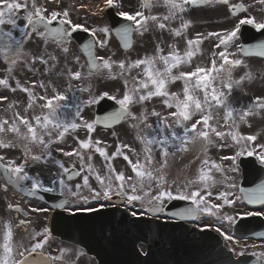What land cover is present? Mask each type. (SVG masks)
Returning a JSON list of instances; mask_svg holds the SVG:
<instances>
[{
	"label": "snow or ice",
	"instance_id": "6c2138e0",
	"mask_svg": "<svg viewBox=\"0 0 264 264\" xmlns=\"http://www.w3.org/2000/svg\"><path fill=\"white\" fill-rule=\"evenodd\" d=\"M214 2L224 5L229 4V0H163V5L168 9V12L162 17L156 15L145 16L143 11H137L134 14L121 11L119 15L132 23L118 29L117 34L127 40L133 32H139L142 35L148 31L149 22L157 24L160 30H164L168 27L164 21L180 19L182 22L180 28L169 29L175 36L179 37L183 34V30L189 27V23L184 21L183 16L188 11L189 6L196 7L201 4ZM258 3L264 5V0H258ZM107 4L109 7L118 6L115 0H107ZM144 6L149 7V3L146 2ZM232 7L236 11L245 10L243 4L233 5ZM21 11L24 13L23 16L19 15ZM20 19L26 21L25 25L21 26L18 23ZM5 25L10 26L8 30H5ZM239 25H252L257 30H261L264 29V20L258 21L254 17L243 18L239 19V24L230 31L224 33L209 32L207 36L216 37L218 42L215 46L220 49L218 52L212 53L214 58L211 60V66H197L194 70L180 71L178 75H174L173 70L179 68L182 64H190L198 46L202 43V38L199 35L196 39L187 40L188 47L184 55L175 51L174 47L169 54L164 55L163 48L157 45V55L128 63L124 60L115 62L94 56L91 52L93 47L97 44L101 47L105 46L104 40L94 39L84 45V48L88 50L90 63L88 76L84 77L80 70L73 71L69 68L67 61L71 55L69 48L71 36L79 29L89 32L88 28H83L81 25L73 23L67 10L49 12L48 8L38 4L37 0H0V57L3 58V62L9 65L7 69L9 76L12 75L14 67L18 63H23L25 68L32 72L34 76L42 75L40 70L35 67L37 63L45 66V74L52 73L60 63L59 56L55 52H49L47 49L48 42L54 41L61 49V55L64 57L65 68L67 69L66 72L62 69L56 75H66L68 77V86L64 92L57 90L51 84V81L45 83L42 79L37 80L31 87H23L20 81L17 80L16 88L11 89L15 92L19 88L27 93L28 104L25 113L29 109H33L34 106L39 107L41 112L31 118L28 115L15 112L11 120L0 119V134H15L23 149V162L20 164H17L14 160L4 163L5 157L0 155V170H3L8 183L32 197H35L39 192H59L62 197H74L77 202L82 201L83 205H91L85 209L87 211L99 210L92 204V201L106 200L111 202L113 197H119L122 203L127 204L139 202L142 206H147L146 211L155 213L163 211L166 201L183 200L190 202L192 207H188L178 213L181 219H199L201 214H207L216 216L221 222L227 221L230 225L234 224L235 217L219 215V210L224 205L235 204V200L229 199L230 193L228 191H223L215 197L217 200H222V204L212 203L208 200V197L213 195L212 191L208 189L217 183L210 175L212 169L220 173H223L224 169L221 164H217L214 161L210 162V158L207 157L206 153L208 146L214 143L213 134L221 139L230 136L231 140L240 146L237 156L245 153L248 156L256 155L260 163L264 165V144L259 146L261 149L259 152H257L255 147H248V143L255 142L257 136H244L238 131L232 130L238 129L237 120L245 121L246 117L256 115L259 110L264 109V98H256L246 108L239 109L235 108L230 101L233 88L242 85L245 78L251 79L250 74L247 77L233 79V70L243 64V61L238 58H230L234 57L236 53L229 52L231 43L240 32ZM100 31L104 35L109 33L107 28H103ZM33 34L45 43L42 51L36 55H30L24 51L26 41L31 39ZM96 35V31H92V36L96 37ZM127 46L126 42L125 47ZM258 48L261 49L258 54L264 56V44L259 45ZM239 51L247 54L243 45L240 46ZM217 57L219 63L216 59ZM98 61H102V63H98ZM158 61L162 62L163 68L156 66ZM72 62L79 65L80 58L78 56L74 57ZM142 65L144 66L142 75L146 79L137 81L136 77H132L133 83L130 87L129 80L124 79L127 91L122 99L109 96L107 92H104L100 97L95 96L92 92L91 83L86 87L82 83L75 86L76 91L89 94L87 100L80 99L75 92H72L74 87L72 80L82 81L88 79L94 74L92 70L100 72L102 69H106L110 78L116 79L126 75L130 76L134 68H140ZM114 66L118 67L119 72L114 73L112 71ZM176 80H183L182 98L181 95L168 91L169 83ZM0 85L9 88V79H0ZM37 86L43 90L42 95L34 91ZM49 89H51V95L49 94ZM66 92H72L74 98L71 118H69V113L65 111L68 108V104L62 103L68 100ZM104 96L116 100L119 105L117 111L104 118L105 122H119L126 119L138 121L133 127L139 129L141 125H144L146 129L151 131V136L147 132L143 135L138 134L137 138L143 145L141 153L131 149L128 145H123L111 156L103 148L99 147L100 141H93L91 136L87 140H79L77 137L78 148L72 151H64L61 148L57 149V151L62 152L64 156H76L79 160L80 168L77 170L75 165L72 168L65 167L62 161L52 155L51 146L63 142L66 134L81 127L86 128L88 133L93 132L95 125L101 123L100 119L97 118L90 123L82 117L81 113L85 107L98 103ZM153 97L164 98L163 103L167 108L175 109V111H170L166 116L159 111L153 110L150 115L157 118L156 127L147 122L149 119L147 110L137 116L133 114L130 108L133 104H142ZM37 101L42 103L37 104ZM217 109L225 111L224 121L225 125L230 129L228 132L218 130L216 126L210 123L214 119L213 112ZM170 117L174 118L171 123L169 122ZM78 120L80 123L77 122ZM22 127L25 129L23 132L21 131ZM198 140L203 141L201 151L205 154L200 164L198 178L189 180L183 186H177L173 189V185L176 182L168 179L166 171L169 167L170 158L176 157L177 153L187 152V145ZM33 145L42 146L39 154L33 152ZM16 146L17 144L13 143L12 140L0 136V148L10 149ZM92 148L107 161L105 165L107 170L103 175L91 163L92 153L83 151ZM123 148H127L136 157L135 161L125 154L122 150ZM157 152L160 154L159 160L156 158ZM86 155L87 162L85 159ZM117 156H122L127 161L134 175L126 176L124 172H118L113 167L111 161ZM222 159L235 160L236 157L226 156ZM29 161L52 162L58 167V171L50 182L46 184L42 179L29 175L26 171ZM231 171L234 172L236 169L232 168ZM77 176H82V183L75 184L73 188L69 181ZM90 178L95 180L97 187L92 186ZM228 179L230 177H224L225 181ZM210 181L211 183H209ZM26 182H30V187ZM194 185L198 186L193 189ZM226 186L229 189L236 187L232 183H228ZM4 190L7 192L6 187ZM84 190L87 191V195H84ZM245 198L249 203L258 202L264 204V186L248 192ZM66 204L67 200H65L63 205L57 206L62 207ZM11 207L9 205V208ZM15 211L19 213L23 209L17 207ZM31 211L36 212L38 209L32 208ZM132 215L136 216L137 213L133 212ZM248 215H259V213H248ZM28 223L27 220L21 219L17 227L24 226L25 230H27ZM5 229L3 243L0 244V264H52L53 261L58 259L56 256H45L42 251L48 243L50 235L47 229L31 235V239L36 242L29 248H25L23 244L13 243V226L10 223L5 225ZM215 231L225 241L234 244L240 242L232 234L222 231L220 227H216ZM253 235L264 236V233H254ZM37 237H42V239H37ZM229 250L236 251L234 247ZM33 254L40 258L32 259ZM236 254L237 256H243L245 253L240 251ZM252 254L257 256L259 264H264V252H253Z\"/></svg>",
	"mask_w": 264,
	"mask_h": 264
},
{
	"label": "rangeland",
	"instance_id": "374dc122",
	"mask_svg": "<svg viewBox=\"0 0 264 264\" xmlns=\"http://www.w3.org/2000/svg\"><path fill=\"white\" fill-rule=\"evenodd\" d=\"M132 1L131 5V14L136 13L137 11H143L145 16L150 15H156L158 17H162L163 15H166L168 12V9L163 5V0H153V9L150 13H146L143 1L140 0H129ZM140 1V2H139ZM38 4H41L43 6H48L49 2L47 0H37ZM106 1H103L102 3H97L91 0H85L84 2L76 3L75 5V14H73L74 17H77L78 11L81 13L82 9L77 7V4L84 5L85 10L93 13V12H99V15L96 19L90 20L88 23L82 22L79 17L78 21L75 19L70 18L73 23H81V25L85 24L87 27L92 29L93 31H96L98 40H104L105 46L101 47L98 44V57H102L105 60H111L115 62H119L121 60H124L126 63L135 61L137 59H143L145 57H151L158 54L157 45H160L161 48H163V54L167 55L170 51L173 50V42L178 43L180 40V47L177 49V52H179L181 55H184V53L187 50V40L190 39V29H184L183 34L179 37H181L178 40L173 41L171 38L172 36H175L174 33L170 32L169 29H177L181 26V20L175 19L172 21H164L168 27H166L164 30H160L157 26V24L153 22H149L148 31L144 32L142 35L139 32H135V44L132 50L126 54L125 56L123 52L120 50L117 42L108 35H104L100 30L103 28H106V24L103 20L100 19V16L102 15V10L104 7V3ZM55 6V5H54ZM49 12L51 11H57L53 8V5H49ZM83 10V11H85ZM190 14L191 12L187 11L183 14L184 21L190 22ZM23 11L20 12V16H23ZM139 19V18H138ZM230 21V20H229ZM228 21V22H229ZM18 23L23 26L26 23L25 20L20 19ZM227 23V22H226ZM225 23V24H226ZM215 24H213V27ZM10 26L5 25V29L8 30ZM177 37V36H176ZM45 43L36 37L35 34L32 35V38L28 40V42L25 44L24 51L30 55H36L39 54L42 49L44 48ZM70 48V58L67 61V66L71 68L73 71L80 70L82 72V76L87 77V70L84 60L78 55L75 48L71 45ZM47 49L49 52H55L56 55L60 58V63L57 69H55L52 73L45 74V66L37 63L35 65L36 68L40 70V73L42 75L34 76L32 72L28 71L23 63H18L17 66L14 67V72L11 76H9L7 69L8 67L5 65L2 59V63L0 65V77H3L4 79H9V82L13 83V81L19 80L20 82H24L30 87L32 84H34L35 80H44L45 83H48L51 81V84L53 86H66L65 84L68 83V77L65 76H57L56 73L60 72L62 69L66 72L67 69L65 68V60L63 55H61V52H57L56 48H54L53 45L47 44ZM175 50V47H174ZM176 51V50H175ZM80 58V64H74L72 62V59L74 57ZM102 63V61H100ZM162 65V62H157V67H163L159 66ZM82 66V67H81ZM187 65H181L179 68H177L176 75L179 74L180 71H187L186 68ZM114 73L119 72L118 67L114 66L113 70ZM257 75L254 76L251 74L252 79L255 82L258 77H261L259 72H256ZM135 72H133L130 76L126 75L125 77H117L116 79L110 78L108 71L106 69H102L99 74L96 77H90L88 79L82 80L83 85L86 87L89 83L92 85V92L95 96L103 95L104 92H107L110 96H115L117 99H122L123 95L127 91L125 85H124V79L129 80V87L133 83L132 77L135 76ZM264 74V72H263ZM34 77V79L31 80V78ZM61 82V83H60ZM76 82L80 84V81L72 80L73 84V90H75ZM25 84V85H26ZM181 85L184 86L183 80H178V85L174 84L168 87V91L170 93H177L181 95L182 98V90ZM38 87V86H37ZM36 90V89H35ZM34 90V91H35ZM72 90V91H73ZM40 91L43 92V90L40 89ZM64 92V90L62 91ZM74 92V91H73ZM2 94L9 98L10 100L12 97H20L21 93H15L13 91H8L7 89H4L2 91ZM27 94V93H26ZM49 94H51V89H49ZM257 88L254 85H250V87L247 89L243 87L236 88V93L234 92L232 94L231 102L235 106V108H246L249 104H251L257 97ZM42 95V93H41ZM81 95H87L86 100L89 98L88 93H81ZM162 97H159L157 100H154L150 103V111L153 110L161 112L162 115L166 116L170 111H175V109H168L167 106L163 103ZM10 100H6L3 104H0V111L3 110V107H6L10 104ZM42 103L41 101H37V104ZM67 103L68 108L65 109L67 113H69V118H71V115L73 113V106L69 101L62 102ZM71 105V106H70ZM11 106H17L16 104H12ZM23 108V106H22ZM132 109V112L137 114L142 111L144 108L143 106H140L139 104H133L130 106ZM7 109V108H6ZM92 111V107L89 106L84 108V114L83 118L85 120H88L89 114ZM90 112V113H89ZM214 119L210 121L214 126L217 127L218 130L228 132L230 129L225 125L224 116L225 114H222L220 112L215 113L213 112ZM198 118V117H197ZM174 118H169V122L172 121ZM156 120L155 118L152 122L153 127H156ZM79 121V120H78ZM133 121V120H132ZM239 127L238 129H232L233 131H238L241 135L247 136V135H256L257 140L254 143V147L259 145L261 141H264V109L259 110V112L256 115H251L245 118V121H239L237 120ZM137 121L129 122L123 126H121L117 131H115L112 134H103L100 130L94 131L93 133H88V131H82L76 132V133H68L66 134L64 141L62 143H58L57 149L62 148L65 151H72L75 148L79 147L77 137L79 140H87L89 136H91L93 141H100L99 147L103 148L110 156L117 151L118 148H121L123 145H128L131 149H134L136 152L140 153L142 151L143 145L141 144L140 140L137 138L138 134L143 135L144 131H146L149 136H151V131L146 130L145 128L141 127L139 129L133 127L134 124H136ZM230 123V122H229ZM199 129V126H198ZM179 131V130H178ZM80 133V134H79ZM7 139H9V136H6ZM260 140H259V139ZM213 140L214 143L212 145L208 146L207 150V157L210 158V162L214 161L217 164H221L224 172L220 173L217 172L215 169H212L210 175L212 176L213 180H215L217 183L212 186L210 189L213 195L211 197H208V200L217 203L222 204V200H217L215 197L218 196L223 191H228L230 193L229 199L235 200V204L233 205H224L219 210V215H233V217L237 216L238 214H246L250 212L249 209H247L244 205L242 207V202L239 198L237 186L238 181L240 180L239 172L236 166V160H224L223 157H234L237 152L240 150V146L236 145L234 141L231 140L230 136H226L224 139H221L219 137H215L213 134ZM189 147L188 152L184 153H177V156L174 158H170L169 160V167L166 169L168 173V179L170 181H175L176 183L173 185V189L177 186H183L187 181L197 179L199 176V168L200 164L204 158V153L201 151V148L203 146V141H196L194 143H189L187 145ZM259 148V146H258ZM125 154L129 155L130 159L135 161L136 157L128 151L127 148L122 149ZM87 153V152H85ZM0 155H3L5 157L6 161L14 160L17 161V164H20V161L23 160V154L20 152H17L15 149H2L0 148ZM67 159L62 160L60 157L56 159L62 161L65 166L69 165L70 162L76 163L78 162V159L76 156L68 157L65 156ZM92 157H94L96 163H98L99 172L101 175L104 174V172L107 170L105 165L107 161L104 160V158L98 153L94 151V154H92ZM157 160L160 159V154L156 153ZM77 159V160H76ZM85 159H87V155L85 156ZM35 162L30 163L33 164ZM113 167L118 172H124V174L127 175H134V173L131 172V167L128 165L127 161L123 159L122 156H117L111 161ZM232 168H235L236 171H231ZM47 172L51 171V168L46 169ZM230 177L227 181L224 180V177ZM224 181V182H221ZM211 183V181L209 182ZM232 183L235 184L236 187L234 188H227V184ZM198 185H194L193 189H195ZM207 191V190H206ZM203 194V193H202ZM203 223H210L213 222L217 226H223L226 227L227 221L221 222L220 219H217L216 216H209L207 214H202ZM226 233H231L230 230L224 229ZM227 245L230 248H235V253L241 251L242 249H247L249 247H252L254 243L248 242L243 243L239 242L238 244H234L232 242L227 241ZM248 245L246 248H242V246ZM250 245V246H249ZM264 246V244L262 243Z\"/></svg>",
	"mask_w": 264,
	"mask_h": 264
},
{
	"label": "flooded vegetation",
	"instance_id": "af4514ba",
	"mask_svg": "<svg viewBox=\"0 0 264 264\" xmlns=\"http://www.w3.org/2000/svg\"><path fill=\"white\" fill-rule=\"evenodd\" d=\"M96 1H101V0H96ZM115 2L117 3L120 9H124V12L127 11L129 7L127 0H115ZM240 4L244 5L245 10L237 11V14L233 15L231 12L233 8L232 6L240 5ZM67 9H68V4L63 3V8L60 10L64 11ZM188 11L191 12L190 14L191 21L189 22V27H188L190 29V34H189L190 39H196L197 36L199 35L202 38V43L198 46L196 54L193 56L190 64H182V65H187L185 68L187 69V71L194 70L197 66H200V67H210L211 66V60L214 58L212 56V53L218 52L220 49H217L215 46L216 43L218 42L217 38L207 36L209 32L224 33V32L230 31L234 28V26L239 24V19H243V18L254 17L258 21L264 20V5L259 4L258 0H229L228 5L214 2L211 4H207L203 7L200 6V7L191 8V11L190 9ZM104 18L105 16L103 15L102 20H104ZM85 21L89 22V19H86ZM213 24H215L214 27H213ZM241 26L242 25H239L240 30H241ZM250 26L253 27L252 25ZM27 42L28 40L26 41V43ZM240 46H241V36L239 32L237 35V38L231 43L229 47V52L236 53L234 57H230V58H238L243 61V64L240 66H237L233 70V79H240L242 77H247L248 74L251 75L253 72H255V70H264V58H259L255 56H243V54L239 51ZM2 59L3 58L0 57V65L2 63ZM216 59L218 60V63H219L218 57ZM176 73H177V69H174L173 74L176 75ZM262 77L264 78V74ZM16 81H13L11 88H16ZM20 83H21V86L23 87H30V85L24 82H20ZM171 83L172 85L174 84L178 85V80L173 81ZM250 85H254L257 88L256 98H259V97L264 98V80H262L261 86H258V85L256 86L255 81L251 77V79L245 78L244 83L242 85L233 88L231 92V96H230V101L232 98V94L234 92L236 93V88L239 89V87H243L247 89V87L249 88ZM225 91L227 90L225 89ZM15 92L19 93L23 91L17 88ZM35 92H38L39 94L41 93L43 94V92L39 90V87L36 88ZM34 108L40 109L37 106H34ZM13 113L15 112L13 111L12 112L11 111L0 112V119L11 120ZM20 113L22 115H28L30 118L34 116L35 114H40V112H27V113L20 112ZM126 122L131 123L133 121L131 119H128ZM141 127L145 128L144 125H141ZM95 129H98V128L95 127ZM82 130L83 129L81 127L77 129L76 131L81 132ZM21 131L23 132L25 131V129H23L22 127ZM102 131L103 133H107L109 131L112 132L113 129L112 131L104 130V129ZM145 132L146 131H144V133ZM4 134L5 135L10 134L12 136L13 143L17 144V146L14 147V149L17 151L23 152V149L20 146L19 142L17 141L15 134L13 133H4ZM261 144H264V141H261L258 146H260ZM41 147L42 146L33 145L32 146L33 152L39 154ZM259 150L261 151L260 147H259ZM259 150L257 151L259 152ZM91 151L94 152L95 151L94 148H92ZM30 163H32V161H29V165L26 168V171L29 173V175L42 179L46 184H48L49 180L47 181L46 177H42L40 175L41 171H39V173L37 172L36 169L39 168V166H35L34 164L30 165ZM40 163L42 165L43 162H40ZM91 163L98 170L95 164V161L91 160ZM47 164H53V163L48 162ZM74 165H75V168L79 170L80 168L79 160L78 162L76 161ZM53 166L55 167V169H58L56 165L53 164ZM72 166L73 165H70L69 168ZM90 182L93 187H97V184L93 178H90ZM26 183L30 187V182H26ZM69 183L74 188L75 184L82 183V176H77L76 179L69 181ZM5 187L7 188V192H5L4 190ZM54 194L60 195L59 192H55ZM87 194H88L87 191L84 190V195H87ZM65 200H67V204L63 208L65 214H70V213L79 212V211L91 212V211L85 210L91 205H83L82 201L77 202L74 197H68V196L62 197L61 196L60 199H58V201H60L63 204ZM118 201L119 202L117 205H118L119 210L127 209L129 213L131 214L135 212L137 213V215H140V216L147 215V211L145 210L147 207L146 205L142 206L139 202H136L134 204L122 203L121 199H118ZM92 204H94L98 209L109 208L111 206L109 201H106V200L92 201ZM9 205H11L12 207L9 208ZM17 207L22 208L23 211L19 213L16 212L15 208ZM32 208H36L38 209V211L32 212L31 211ZM25 213H27V215H25ZM123 214L124 213H122V215ZM51 215H52L51 206L45 203H42L40 201L30 200L24 197L19 192L14 190L11 186L6 184L4 181L3 175L0 173V244L3 243V236L6 230L5 225L10 223L13 226V243L23 244L25 248L31 247V245L36 242L31 239V235L33 233L43 232L44 229H47L50 233L49 224H50ZM119 216L121 215L119 214ZM159 217L163 219L164 216L160 214ZM21 219H25L29 222L27 225V230H25L24 226L17 227ZM123 220L124 219L122 217L121 218L117 217L116 219H114L115 224L119 228L121 227L122 225L121 223L123 222ZM194 226L200 229L206 228L205 225L201 223L200 218L194 222ZM37 239H42V237H37ZM142 250H144V247H142ZM252 250L256 253H260V252H264V247L255 246L254 248H252ZM42 251L47 256L58 257V259L56 261H53L52 264H96L95 259L91 258L87 254V252H85L82 248L76 245H73L69 242L62 241L58 238H54L51 235V233L48 238V243L45 245V248Z\"/></svg>",
	"mask_w": 264,
	"mask_h": 264
},
{
	"label": "water",
	"instance_id": "95a60500",
	"mask_svg": "<svg viewBox=\"0 0 264 264\" xmlns=\"http://www.w3.org/2000/svg\"><path fill=\"white\" fill-rule=\"evenodd\" d=\"M109 16L111 25L115 28L113 29V33L119 40L122 48H129L132 43L131 36L126 40L117 34V30L126 25L123 24L124 20L113 15ZM117 20L120 22L117 23ZM72 37L77 41L90 66L88 50L84 48V45L90 43L92 39L83 31L74 32ZM126 42L128 44L127 47H125ZM91 52L95 56V47L91 49ZM112 104L116 110L119 109L114 103ZM242 164L243 167H249V170L254 173H262V169L257 167L252 158L243 160ZM254 176L257 178V175ZM249 180L250 176L245 182ZM245 184L247 185L248 183ZM181 203L185 202L183 200H175L169 205L168 209L178 207ZM256 225L257 222L254 217L243 219L241 222L235 224L234 233L238 236L242 233H247V235H244L246 237L255 236L253 235L254 233H264V229L258 232L252 229L257 228ZM169 226L153 222H148L147 224H134L132 222L131 228L126 230V232L122 231L125 233L124 240L119 241L114 238L113 233L115 231L113 230L111 231L112 236L108 238V243L118 246L119 242H122L124 247L130 246L131 251L127 254L128 262L125 264H256L250 255H244L235 259L233 254L223 247L222 241L212 233L199 232L193 229L188 230L181 225H178V227ZM102 239L104 240L105 237H102ZM141 242L147 243L149 246L148 254L144 257H141L137 250V244ZM105 256L108 257L110 255L106 253Z\"/></svg>",
	"mask_w": 264,
	"mask_h": 264
}]
</instances>
